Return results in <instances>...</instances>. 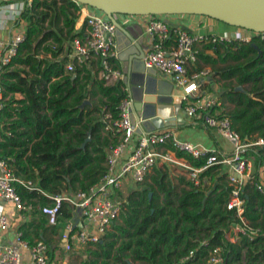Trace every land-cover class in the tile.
I'll use <instances>...</instances> for the list:
<instances>
[{
  "label": "trees",
  "instance_id": "1",
  "mask_svg": "<svg viewBox=\"0 0 264 264\" xmlns=\"http://www.w3.org/2000/svg\"><path fill=\"white\" fill-rule=\"evenodd\" d=\"M79 16L72 0H29L20 13L23 40L0 74V158L15 178L34 185L28 190L14 182L22 199H34L38 205L51 203L38 190L53 196L96 185L105 172L107 150L121 138L111 124L126 96L122 80L104 84L96 77V63L65 68L67 44L84 26L82 22L77 29ZM110 63L118 67L114 59ZM203 67L209 69L207 89L220 86L219 115L229 119L242 141H264V33L248 42L202 44L189 70ZM163 146L195 167L207 155L192 158L169 141ZM241 154L251 162L255 178L264 180L262 145L247 147ZM137 185L115 192L120 211L98 241L82 247L80 264H205L215 247L223 257L220 264H264V200L251 181L242 188V218L257 232L236 233L233 242L226 233L241 221L224 207L229 186L219 165L202 171L197 184L169 175L165 165H155ZM58 214L59 221H66L73 213L62 201ZM31 215L37 221L34 228L45 230L46 217L37 210ZM18 231L32 243L24 225ZM48 254L49 263V250Z\"/></svg>",
  "mask_w": 264,
  "mask_h": 264
},
{
  "label": "built area",
  "instance_id": "2",
  "mask_svg": "<svg viewBox=\"0 0 264 264\" xmlns=\"http://www.w3.org/2000/svg\"><path fill=\"white\" fill-rule=\"evenodd\" d=\"M28 1L0 0L2 5L0 9L1 7L12 9L8 17L12 24L9 35L5 38L0 37V74L2 69L10 63L18 45L23 40L24 22L20 20V13ZM76 4L79 6V13L83 16L84 30L80 36L73 37L67 44L66 70L71 71L73 65L90 66L96 63V77L104 84L122 80L121 70L110 63V59L116 56L114 25L101 11L83 4ZM115 15L124 14H114L113 17ZM160 16L148 15L145 23V32L151 37V45L142 56L143 65L168 74L174 85L182 91V110L185 116L205 128L215 130L230 144V151L226 153L204 149L188 141L176 139L168 130L137 132V124L130 122L131 101L124 87L126 96L117 106L118 119L111 124L120 132L121 138L115 146L107 150L105 172L98 183L88 190L53 196L38 190L43 196L51 199L50 204L38 205L34 203V199H22L15 189L14 182L28 190H33L34 185L30 181L15 178L5 161L0 158V207L2 204L9 205L16 213L24 214H31L37 210L46 217L48 225L56 227L60 222L58 220L60 203L63 201L70 206L72 217L65 221L66 224L60 235L64 251H72L98 241L120 211L121 199L115 192L120 190L123 184L128 187L142 182L151 168L158 164L179 168L194 184L198 183V176L202 171L209 166L219 165L225 173V181L229 186V195L224 207L227 210H233L235 216L241 221L240 225L232 226L234 232L246 233L248 236L257 232L256 229L248 228L243 221L241 193L244 183L251 181L264 200V180L255 178L251 162L242 156L241 152L252 145H263L264 141L262 139H257L255 142L242 141L231 128L229 119L219 115L218 90L202 93L203 86L205 87L210 81L209 69L207 67L193 71L189 69L197 61L198 48L202 44L230 40L248 42L253 35L259 33L238 27L231 35L199 33L170 25ZM15 21L18 23L14 26ZM3 100V89L0 84V107ZM105 129H109V125H106ZM167 141L192 158L207 154L204 163L199 167L192 166L186 159L166 149L163 145ZM9 228V217L0 212V230L6 231ZM13 235V244L0 242V264L48 263L49 249L46 242L36 239L30 244L21 238V233L17 230H14ZM222 260L220 248L215 247L208 252L205 264H220Z\"/></svg>",
  "mask_w": 264,
  "mask_h": 264
},
{
  "label": "crops",
  "instance_id": "3",
  "mask_svg": "<svg viewBox=\"0 0 264 264\" xmlns=\"http://www.w3.org/2000/svg\"><path fill=\"white\" fill-rule=\"evenodd\" d=\"M11 13L12 9L2 7L0 9L1 38H5L9 35L12 24L8 17ZM114 18L119 24L130 26L133 32L140 31V37L142 38L141 47L143 53H145L151 45V37L145 32V23L148 19V15H116ZM160 18L170 25L184 27L190 31L212 33L207 30H199L204 29V22L206 21L204 16L198 17L192 14H173L161 15ZM82 22L83 16L80 13L76 23L77 29L80 28ZM83 30L84 26L82 33ZM125 41V37L122 36H118V38L115 39L116 56L114 60L117 63V68L120 70L123 69L124 64H127L129 77L128 82L124 84V87L126 88L128 97L131 101V107L135 103L136 105L137 103H140L141 115L137 121L134 119L133 123H136L137 127H139V122L142 119L141 117H155L159 119L154 122L155 125H159L162 122L163 127L158 129L155 128L154 131L168 130L178 140L188 141L207 150L213 149L219 152H229L231 148L230 144L215 130L205 128L200 123L185 116L182 110V91L179 87L174 85L170 76L155 68L145 67L139 60H134L132 57L137 53V50L133 48V46L124 47V44L126 43ZM214 85L215 84H212L209 89H207V85L205 87L203 86L202 93H212L217 90ZM134 113L136 112L132 107V111L130 110V120H133ZM165 124L168 125L164 126ZM140 129V131L145 132L142 128ZM133 140L131 142H133ZM160 165L162 164H158V166ZM251 168L253 170L252 165ZM0 212L6 214L10 219V228L6 231L0 230L1 243L13 244L14 230L18 231L20 226L24 225L26 234L31 237V242L39 238L48 240L49 244L47 243V245L51 256L50 260L55 259V254L59 249L63 250L60 235L66 224L65 221H62V223L59 222L58 226L55 227L56 230H51L50 227L47 226V223L44 224L46 229L41 230L34 228L37 224V221H34L36 220L34 215L16 213L11 206L3 204L0 207ZM229 232L234 233L232 227ZM56 238H58L59 247L55 242ZM232 238L235 240L236 236H233ZM229 240L234 241L232 239ZM50 260L48 264L51 263Z\"/></svg>",
  "mask_w": 264,
  "mask_h": 264
},
{
  "label": "water",
  "instance_id": "4",
  "mask_svg": "<svg viewBox=\"0 0 264 264\" xmlns=\"http://www.w3.org/2000/svg\"><path fill=\"white\" fill-rule=\"evenodd\" d=\"M73 2L83 4L96 10L101 11L115 27V39L118 36L125 37L126 43L124 47L133 46L137 53L132 57L134 60L142 62L143 51L141 47L140 31L133 32L130 26L119 24L114 14L124 15H173V14H192L202 15L218 20L229 26L242 28L255 33H264V0H72ZM255 46L254 44H252ZM143 64V63H142ZM122 82H128L127 64H124L121 70ZM235 90H241L236 86ZM87 101H83V104ZM81 107V105H80ZM136 113L134 119L137 121L140 114V103L132 105ZM130 105V110L132 111ZM137 132L140 128L145 133L154 131V129L162 128V122L155 125L158 118L141 117ZM165 124L164 126H167ZM142 132V131H141ZM264 149V144L262 145ZM131 264V263H128Z\"/></svg>",
  "mask_w": 264,
  "mask_h": 264
},
{
  "label": "rangeland",
  "instance_id": "5",
  "mask_svg": "<svg viewBox=\"0 0 264 264\" xmlns=\"http://www.w3.org/2000/svg\"><path fill=\"white\" fill-rule=\"evenodd\" d=\"M100 15L102 17H104V15L102 13H100ZM194 16L203 17L202 15H194ZM204 17H205L206 21L204 22V27L203 28L205 30L204 29H199L201 31H206L207 30V31L212 32L214 34L223 36V35H231L233 33V31L235 30V28H236V27L224 24V23H222V22H220L218 20H215V19H212V18H209V17H206V16H204ZM214 86L217 88V90L219 92L220 91L219 90L220 86L216 85V84ZM166 167L168 169L169 175H171L173 177H175V175L176 176H184L185 177V175L183 174V172L179 168L173 167V166H166ZM150 171H149V173H150ZM137 187H138L137 184L130 185L128 187L123 184V185H121V187H120L121 189L120 190L123 191V192H127V190H129V189H133V188H137ZM60 223H62V221H60ZM53 229L56 230L55 227ZM235 234H236V232L233 233V232H229L228 231L226 233V238L228 240L229 239L234 240L232 237L235 236ZM229 236H230V238H229ZM39 239H41V240H43V241L48 243V240H46V239H43V238H39ZM55 242L58 245V238H56ZM58 247H59V245H58ZM83 251H84V249L82 247L81 248H76V249H74L72 251H64V250H60L59 249L58 252L55 254V259L54 260L51 259L52 261L50 260V262H51L50 264H80L81 259L84 258V254H83L84 252ZM48 259H49V254H48Z\"/></svg>",
  "mask_w": 264,
  "mask_h": 264
}]
</instances>
